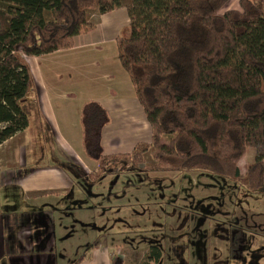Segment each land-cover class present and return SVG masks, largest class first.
Here are the masks:
<instances>
[{
	"label": "trees",
	"instance_id": "obj_1",
	"mask_svg": "<svg viewBox=\"0 0 264 264\" xmlns=\"http://www.w3.org/2000/svg\"><path fill=\"white\" fill-rule=\"evenodd\" d=\"M231 1L0 0V146L20 132L42 131L26 58L72 49L77 36L96 28L93 15L126 9L130 25L117 38L118 56L152 141L129 154L104 155L102 131L111 119L98 103L85 104L84 148L98 162L88 182L198 172L264 193V5L239 0L240 10L222 13ZM248 148L256 158L242 174ZM161 254L151 247L153 259Z\"/></svg>",
	"mask_w": 264,
	"mask_h": 264
},
{
	"label": "crops",
	"instance_id": "obj_2",
	"mask_svg": "<svg viewBox=\"0 0 264 264\" xmlns=\"http://www.w3.org/2000/svg\"><path fill=\"white\" fill-rule=\"evenodd\" d=\"M96 20V28L77 36L72 49L26 58L43 124L38 137L24 131L0 146V264H121L126 248L151 253L157 246L140 239L149 232L142 228L147 217L166 238L176 237L157 246L158 261L149 253L152 264H253V251L244 241L239 247V229L237 240L213 231L212 219L221 216L191 207L192 194L167 185L172 179L152 176L163 186L141 198L129 185L115 191L119 180L112 177L88 182L98 162L84 148L85 104L98 103L111 119L102 131L104 155L129 154L152 141L151 125L118 56L117 38L129 28L128 12L118 9ZM59 161L75 169L67 172ZM91 183V192L81 186ZM189 233L194 240L184 243Z\"/></svg>",
	"mask_w": 264,
	"mask_h": 264
},
{
	"label": "rangeland",
	"instance_id": "obj_3",
	"mask_svg": "<svg viewBox=\"0 0 264 264\" xmlns=\"http://www.w3.org/2000/svg\"><path fill=\"white\" fill-rule=\"evenodd\" d=\"M238 7V0H232L222 10V13L227 10H239ZM92 17L93 21H95L96 14ZM255 158V149L248 148L239 164L242 174L246 173L251 164L254 163ZM149 162H151L150 157L147 158V163ZM152 176H161L172 179V182H166V184L171 186L177 185L183 192H189L192 194L191 199L193 203L191 207H196L201 210H211L213 215L215 214L217 216H221V218L215 217L212 219V223L214 225L212 230L219 233L222 237L237 240L236 231L239 229V247L243 248L242 241H244L246 243V249L252 250L255 254L256 260L253 264H264V193L247 191L245 188L241 187V185L220 176L208 173L198 174V172L184 173L180 175L177 180L173 179V177L177 176L175 173L123 174L120 176L119 182L115 187V191L119 189L122 190L121 187L133 185L131 186V190L132 192L134 191V196L137 195L139 198L144 197L146 196L144 193L145 191L148 192L149 189L159 190V187L163 186L162 184L154 182V180L151 179ZM81 186L89 192H91L90 188H93L92 183L90 185L82 184ZM138 187L142 188L140 189L142 192H140V190L133 189ZM202 194H206L205 197H201ZM147 195L152 196L150 193ZM147 218L148 220H143L142 228L148 230L149 232L142 234L140 239L147 242L148 245H157L161 248L166 244V242H175L176 237L170 239L166 238L164 232H159L157 230L158 228L150 226L151 219L150 217ZM131 219L132 218L128 219V224L131 223ZM198 223H202V220ZM131 229L132 228H129V230ZM138 234H140V230L136 232V235ZM193 240L194 235L189 233L185 235L183 242L187 243L190 241L192 242ZM170 243L168 245H171ZM126 249L128 257L127 260L121 262V264H152L149 262L148 258L150 249ZM244 264H248V262Z\"/></svg>",
	"mask_w": 264,
	"mask_h": 264
}]
</instances>
